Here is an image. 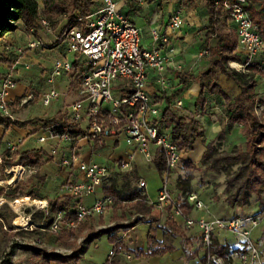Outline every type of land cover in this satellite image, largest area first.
Returning <instances> with one entry per match:
<instances>
[{
    "label": "built area",
    "instance_id": "2783aa9c",
    "mask_svg": "<svg viewBox=\"0 0 264 264\" xmlns=\"http://www.w3.org/2000/svg\"><path fill=\"white\" fill-rule=\"evenodd\" d=\"M135 1L143 3L144 0ZM100 3L101 7L88 17L73 20L64 18L66 24L60 30L53 47L64 46L67 54L74 57V61L61 59L55 62L49 82L53 83L55 78L63 74H74L80 79L83 99L62 113V122L44 127L38 138L39 143L51 145L50 154L56 158L63 145H72L74 141L69 125L85 122L86 138L93 149L105 146L107 139L111 137L122 139L130 147V152L118 161L117 169L122 173L134 171L138 156L143 157L147 163H153L156 152L152 149H161L166 158V173L158 199L151 205L157 209L170 207L172 217L180 219L188 229L198 227L207 254L213 247L215 230H224L241 239L240 251L231 256L233 263L262 264V251L254 242L253 234L264 225V208L245 217L210 221L191 219L179 208L169 189V175L182 160V153L169 140V134L159 130L157 123L161 118V111L147 92L148 71L151 69L157 71L159 84L166 86L163 73L168 63L163 53L164 47L170 42L169 37L158 29H153L152 46L148 48L143 44L141 29L119 11L117 0H100ZM246 4V0H232L227 7L231 25L238 36V52L246 59L244 65L236 63L241 69L253 65L255 59L264 53V39L246 12ZM40 25L41 31L54 34L53 27L46 19H42ZM183 26L182 12L177 11L170 18L168 29L176 31ZM40 30L32 28L26 31L33 38L27 45L28 50L44 51L51 48L40 36ZM18 53L23 54L24 49H19ZM262 71L264 76V67ZM17 85V80L12 76L1 81L0 114L11 122L15 121V103L9 99V95ZM127 87L133 89L132 95H125ZM59 98L60 93L52 90L44 97V105L49 106ZM26 104L27 100H21V107ZM177 105L181 107L182 103L178 102ZM17 146L18 144L9 145L5 151L0 148V169L7 159L6 153L14 155ZM61 165L76 168L85 177V180L67 187L68 195L76 199L93 196L94 203L92 206L80 203L76 207L77 222H67L64 215L58 213L51 227L53 233L62 229H76L78 223L85 222L88 217H103L113 206L112 198L98 194L113 174L110 168L82 161L74 149H70L68 157L61 159ZM13 169L14 167L5 171L10 174ZM25 171L24 177L28 173L26 168ZM137 187L146 191L147 182L141 179ZM188 200L196 209H204V204L196 194H190ZM114 255L112 249L109 256L112 259ZM127 258L133 260L137 255H129ZM209 260L215 264H224L215 257L209 256Z\"/></svg>",
    "mask_w": 264,
    "mask_h": 264
},
{
    "label": "crops",
    "instance_id": "0c3cea01",
    "mask_svg": "<svg viewBox=\"0 0 264 264\" xmlns=\"http://www.w3.org/2000/svg\"><path fill=\"white\" fill-rule=\"evenodd\" d=\"M95 1L96 9H99L101 7L100 0ZM117 2L119 11L129 18L134 25L141 29L144 46L148 48L152 46L151 32L153 29H158L162 34H166L169 37L170 42L164 47L163 53V55L167 57L168 63L166 71L163 73L166 86H161L159 84V75L157 71L151 69L148 71L147 92L161 111V114H163L168 107H172L183 116L191 117L194 115L200 122L201 131L204 136L197 139L193 152L182 154V160L192 162L193 165L200 170L202 169L201 161L209 143L216 142L215 146L219 152L225 151L229 153L231 148H242L243 144H246V139L242 136L241 126L229 125L226 122L225 108L223 106L224 102L216 101L215 98H211L205 106V109L198 114H195V103L202 91L200 84L202 75L207 73L211 69L212 64L218 60V57H214L211 52L212 49H215L218 46V41L214 37H208L210 18L206 8V1L144 0L143 3H139L135 0H117ZM177 11L182 12L184 26L179 30L173 31L168 29V23L172 15ZM65 24L57 30H54V34L52 35L46 34L40 30V36L47 44L51 45V48L46 51H53L62 47H53V44L56 42L60 30ZM229 28L234 29L231 24L229 25ZM16 34H19V31L8 33L0 39V55L3 56H0V59L5 61L4 64L0 63V82L2 79L1 77L6 78L7 76L14 77L18 82L17 87L11 91L9 95V99L15 103V109L13 110L15 121L9 123L8 119L0 114V122H4L0 123V148L2 151H5L8 149L9 145L18 144L17 151L14 154L16 156L32 151H44L43 165L39 170L31 167L17 166L18 168H22L24 173L20 176V179H18L16 185L24 181V178L22 177L26 174L25 168L30 173L27 175V178L35 172L40 173L43 171L41 174L43 180H38L41 182L40 186L41 188H44L45 186L48 188L51 187L53 188V192L49 190L47 194H37L38 197L43 200L37 202H45L48 206L50 200H55L68 195V193L65 192L67 187H62L63 184H68V186H70V184L73 185L85 180L84 174L76 168L71 169L61 165V159L69 156L70 149H74L75 152L80 155L82 161L103 165L110 168L114 173L117 172L118 161L130 152V147H128L122 139L111 137L107 139L105 146L93 149L91 143L86 138V132L83 127L86 123L83 122L80 124L81 126L77 125L75 128L76 136L74 137L72 145H63L64 148L60 151L58 158H53L50 154L51 145H43L38 141L43 128L46 127L39 120L52 119L59 113L62 114L72 104L82 100L83 95L80 82L77 80V76L70 74V77L72 78L67 86V92L69 94L73 84L77 82L80 92L79 96H81H76V100L73 102L66 101L57 111L50 113L43 112L40 116L27 112L28 109L33 108L32 105L36 103V97L37 94H39L38 92L43 93L42 95L44 99V97L54 89L48 91L43 84V81L45 80L44 77L48 72L43 65L44 60L42 57L46 51L40 49L28 50L27 45L33 41V38L29 37L27 32L22 36H17ZM49 37H51L52 40H48ZM17 49H24V53H16ZM60 55V59H57L56 62L61 59L74 61L72 55L73 58L69 59L70 55L67 54L64 48L61 50ZM258 63L264 65V53L260 54L255 59V64ZM52 70L53 67H51L49 71ZM240 70L241 69H236L238 72H241ZM246 72L249 71H242V73ZM179 76L190 78L193 82L184 87ZM202 80L207 83L205 79ZM211 80L219 85L233 100L239 97L242 93L241 89L233 80L228 79L218 71H215L212 74ZM48 83L53 84L54 81L53 83H50L48 79ZM34 85H37L36 88ZM254 94L256 95V103H258L257 106H255V112H257L258 115V112H260V117L264 121V79L261 76L259 77V80L257 79ZM24 99L28 101V104L21 107L20 102ZM178 102L182 103L181 107L177 105ZM222 132H225V137L222 140H218L219 135ZM242 141L244 143H242ZM20 142L21 144H19ZM219 147H221L223 151H220ZM152 150L153 152H156V148H153ZM56 160L60 163H58L59 172L56 176L57 180H52L53 176L46 170V168ZM135 166L140 179L147 182L145 193L148 202L150 204L156 202L160 188L163 184V176L157 171L153 163H146L141 156L137 157L134 168ZM15 168L16 167H14V169ZM177 180L178 179L171 180V183H174L173 186H175L176 190L178 184ZM136 184H132L131 186L136 187ZM118 185L119 188H122L123 182L120 179ZM192 193L198 196L199 200L204 204V209L198 210L193 207V210L189 215L191 219H205L210 221L215 219H231L238 216L236 215L237 207L232 208L225 198L217 196L209 201L208 199L203 198L201 194H197L191 185V194ZM98 194L104 195L103 188L100 189ZM29 199L31 200V198ZM81 203L85 206H92L94 203V197H83ZM158 211L159 210L157 209L155 215L159 214L158 218L160 220L161 228L157 231V239L159 242H163L166 237V232L163 230V227L168 218V214L166 210L165 212ZM113 215V210L110 208L107 214L103 217H113ZM26 218L32 220V215L29 217L26 216ZM175 221L178 226L184 228V223L180 219H175ZM122 223L125 222L123 221ZM108 224L109 227L107 228L113 227L115 221H111L110 219ZM152 225L156 227V224L140 223L127 233L121 231L120 235L124 242L125 252L117 255L115 254L112 259L108 255L107 261L115 264H202L205 250L200 236V229L198 227H194L187 231L186 235L190 238L189 242L184 241L180 237H168L177 250L173 254H168L161 258L140 257L128 260L127 257L129 255L133 256L134 253H137L140 250L147 251V236ZM259 230H256L255 234L257 235L261 232V238L264 240V225ZM214 239L221 246H229L232 251L241 247V241L228 231L216 229ZM196 251L198 252L197 256L194 259H189V255L194 254ZM222 262L225 264L223 260Z\"/></svg>",
    "mask_w": 264,
    "mask_h": 264
},
{
    "label": "trees",
    "instance_id": "16d2710c",
    "mask_svg": "<svg viewBox=\"0 0 264 264\" xmlns=\"http://www.w3.org/2000/svg\"><path fill=\"white\" fill-rule=\"evenodd\" d=\"M198 1V0H193ZM206 8L210 18L208 37H214L218 41V46L212 49V55L218 57V60L212 64L211 69L202 75L201 88L202 91L198 96L195 108L196 113L205 109V106L211 98L216 101L224 102L225 119L229 125L241 126L242 136L246 139V147L237 148L233 152L219 153L216 149L215 143L211 142L206 147V152L201 161L202 170L205 173L214 175H221L227 168L238 167V172L227 182L226 191H230L232 187L237 190L226 197V201L232 208H243L249 204L252 197H256L259 201L260 209L264 208V161L258 159V152L264 150V121L255 112L256 95L254 89L257 84L256 75L258 74L264 79L262 64H253L247 68L250 72L254 70L252 75L238 72L229 68V63L234 62L240 65L246 63V59L238 52V36L235 29L229 28L231 24L229 11L227 7L231 5L232 0H205ZM246 12L249 14L253 24L258 28L261 37L264 39V0H246ZM96 10L95 0H0V39L8 33H14L23 26L27 31L32 28H41V20L46 19L54 30L60 28L65 17L70 20L78 17H88L93 11ZM218 71L228 79L233 80L241 89L242 93L234 100L231 99L223 89L211 80L212 74ZM257 75V76H258ZM179 79L184 87L188 86L192 79L179 76ZM202 79H205V83ZM79 82L80 80L77 79ZM198 83V82H197ZM133 89L127 87L124 91L125 95H132ZM64 120L61 113L52 119L39 120L46 127L55 125ZM11 123L10 120H8ZM4 123V122H0ZM72 130L73 138L76 136L75 128L77 125H69ZM159 130L169 134V140L177 146L178 150L183 153H191L194 150L197 139L204 136L201 131L200 122L195 116L186 117L179 114L172 107H168L157 123ZM225 137V132L219 135L218 140ZM43 150L32 151L24 153L20 156L11 155L6 153V161L1 168L2 171L11 169L12 167L24 166L39 169L43 165ZM157 171L164 176L166 173V158L161 149H157L153 162ZM182 164L187 170H195L197 167L190 161L181 160ZM176 167L169 175L171 180L172 175L175 173ZM258 169H262L263 175H258ZM122 172H114L103 185V193L105 197L113 199V221H124L126 225L118 224L113 227L95 232V217H88L85 222L78 223L76 229H62L58 232L59 236L66 237L67 239H76V232H83L85 230L91 232L89 245L95 240L108 236L109 243L113 246L114 253L121 254L125 252L124 242L120 232L127 233L134 229L140 223L156 224L150 228L147 236V251L140 250L134 255L137 258H161L168 254H173L177 250L168 237H180L184 241L189 242L190 238L186 235L188 229L185 225L184 228L178 226L175 218L172 217L170 207L165 210L168 218L164 224L163 230L166 232V237L163 242L157 239V231L160 229V220L155 215L157 208L148 202L145 190L132 187L130 179L134 180L135 175H126L122 180V188H119L118 181ZM117 174V175H116ZM257 174L256 179H252V175ZM11 179V177H10ZM38 179L43 180L36 172L30 176V182ZM6 178H1L0 181H6ZM192 176L178 178L177 190L179 191L176 199L179 208L184 215L189 216L193 210V206L188 200L191 194ZM136 182V181H135ZM138 182V181H137ZM136 182V183H137ZM135 183V184H136ZM30 184L27 185V187ZM26 185L22 182L18 183L13 189L5 191L0 187V199H6L10 202H21L23 200L43 201L38 197L34 191L28 193L29 198L25 197ZM21 199V200H18ZM17 200V201H16ZM14 203V204H18ZM81 203L79 199L71 195H66L62 198L49 201V213L44 218V231L46 233H53L51 227L58 213H62L67 222H77L75 214L76 207ZM43 215L44 213H39ZM39 216V215H38ZM236 216L233 218H240ZM245 217V216H243ZM103 218V217H100ZM129 218L133 219L128 223ZM3 215H0V224L4 223ZM59 238V240L61 239ZM203 242V241H202ZM204 247V244H203ZM205 250V247H204ZM246 250V249H245ZM87 248H83L74 252L71 257H62L56 254H45L44 264H78ZM229 246H221L213 237V247L202 259V264H215L209 260V256L221 259L225 264H233L231 256L235 252ZM129 252V251H126ZM198 252L189 255V259H194ZM104 264H115L107 261Z\"/></svg>",
    "mask_w": 264,
    "mask_h": 264
},
{
    "label": "rangeland",
    "instance_id": "374dc122",
    "mask_svg": "<svg viewBox=\"0 0 264 264\" xmlns=\"http://www.w3.org/2000/svg\"><path fill=\"white\" fill-rule=\"evenodd\" d=\"M65 21L63 20L64 25ZM60 26V27H61ZM19 34H16L17 36H22L24 33H26V29L21 26L19 28ZM48 40H52L51 37H49ZM64 48V46H62ZM60 47L57 50L53 51H46L43 57V65L48 70L44 77L43 84L46 88V90L50 91L52 89L58 91L60 93V98L57 101H54L49 105L48 107H45L43 104V93L38 92L36 97V103L33 106V108H29L27 112H30L32 114H35L36 116H40L43 112H54L57 111L66 101L73 102L76 100V96L78 97L80 92L78 89L77 82H73V87L71 89V92L68 94L67 92V86L70 83V80L72 77H70V74H63L60 77H57L54 79L53 84L48 83V79H50L51 75L50 73L52 71H49L51 67L54 66L57 59H60V53L63 49ZM65 49V48H64ZM18 50L16 53H18ZM19 54V53H18ZM1 56V55H0ZM3 57V56H1ZM21 58V57H20ZM73 57L70 55L69 59H72ZM0 63L4 64L5 61L0 59ZM230 69H241L239 66H237L234 63H231L228 65ZM247 69H241L240 71H245ZM255 71L258 70L257 68L254 69ZM254 70H251L250 72H246L247 75H252ZM258 75V74H257ZM256 78L259 80V75ZM72 76V75H71ZM1 81L5 79L4 77H1ZM37 84V83H35ZM1 86V82H0ZM37 85H34L36 88ZM81 97V96H79ZM258 103H256L257 106ZM256 108V107H255ZM260 117L261 113L258 112ZM81 126V125H80ZM84 127V125H83ZM242 143H244L242 141ZM240 143V144H242ZM246 144L244 143L242 148L245 149ZM264 147V145H263ZM64 147L61 148L63 150ZM220 151H223L221 147H219ZM236 148H231L230 152L235 151ZM219 152V151H218ZM225 152V151H224ZM223 153V152H219ZM58 158V157H57ZM258 159L264 161V150L258 152ZM58 161H54V163L50 164L46 170L52 174L53 178L52 180H57L58 175ZM147 163V162H146ZM60 164V163H59ZM63 166V165H62ZM64 167V166H63ZM177 170H175V173L172 175L171 180L178 179L180 176L187 177L192 176L193 181L191 183L192 188L197 194H201L203 198L210 200H213L214 197H220L225 198L231 194L235 193L237 190L235 187H232L230 191H226L227 189V182L232 179V177L238 172V167H231L227 168L221 175H214L211 173H205L204 170L195 169V170H187L182 164L177 165ZM40 169V168H39ZM37 169V170H39ZM119 171V169H117ZM258 175H263L262 169H258ZM24 173V172H23ZM42 172H38L37 174L42 177ZM30 173L28 172L27 175ZM117 175V174H116ZM126 175H135L134 180L130 179L132 184H135L137 181L139 182L141 179L139 177V173L137 171V168L135 166L134 171L131 173H121L118 174V178L122 181ZM31 176V175H30ZM252 179L257 178V174L252 175ZM14 178V175L8 174L7 171L0 170V179L6 178V181H0V187L5 189V191H8L10 189H13L18 182V180L13 185L6 184L7 181ZM29 177V176H28ZM20 179V178H19ZM30 177L27 178L24 177V181L22 184L26 185L25 188V197L21 198H29L28 193L30 191H34L36 194H47L49 190L52 191L53 188L45 186L44 188H41V182L38 181V179L33 180L30 182ZM170 180V192L171 194L177 198L178 191L176 190L174 183H171ZM136 181V182H135ZM137 182V183H138ZM178 183V180H177ZM30 184V186L27 187V185ZM52 185V184H49ZM137 185V184H136ZM62 187H68V184H63ZM50 192V193H51ZM65 192H69L68 189L65 190ZM83 198V197H82ZM82 198H79L80 201ZM18 199V200H21ZM30 200V199H29ZM17 201V200H16ZM7 204H4L6 203ZM19 202V201H17ZM14 201V203H17ZM13 202L7 201L6 199H0V215H3L5 221L4 223L0 224V264H44V255L45 254H56L62 257H71L75 251L87 248V251L83 254L81 260L78 262V264H104L107 259L109 252L112 250V245L109 243L108 236H103L97 240H95L92 244L89 245L88 241L91 238V232L85 230L83 232H76L77 238L76 239H67L66 237H60L58 233H46L44 231V218L48 216L49 213V205L45 209H40L36 206H25L23 207L19 212L16 213L13 206L17 209L20 208L21 202L17 205ZM13 204V206L11 205ZM259 207V201L254 196L250 199L249 204L243 208L237 207L236 215L238 216H245V215H252L255 214ZM160 212H165V208H159ZM158 211V212H159ZM43 212V215H40L39 213ZM24 216H30L32 215V220L27 219L28 226L26 228H23L19 224L16 223L17 218L19 215ZM39 215V216H38ZM159 215V214H158ZM156 215L157 217H159ZM165 215V213H164ZM113 217H103L98 218L95 217V232H99L101 230L107 229L109 227L108 221ZM133 219L129 218L128 223L132 222ZM123 224L126 225L127 222L122 223V221H115V225ZM263 227V226H262ZM260 227L259 229H261ZM257 229V230H259ZM260 231V230H259ZM255 234V232H254ZM253 239L254 242L260 247L262 250V264H264V240L261 238V232H259L257 235L255 234ZM59 238H61L59 240ZM241 241V239H239ZM56 264V263H52ZM236 264V263H234Z\"/></svg>",
    "mask_w": 264,
    "mask_h": 264
},
{
    "label": "bare ground",
    "instance_id": "6f19581e",
    "mask_svg": "<svg viewBox=\"0 0 264 264\" xmlns=\"http://www.w3.org/2000/svg\"><path fill=\"white\" fill-rule=\"evenodd\" d=\"M23 172H24V170L22 168H18V167H16L15 169L11 170L10 174L14 175V178L9 180V181H7L6 184L13 185L20 178V176L23 174ZM4 204H7V202L4 203ZM11 205L13 206V204H11ZM25 206H36V207H38L40 209H45L47 207V203L31 201V200H27L26 199L25 201L21 202V205H20L19 209L15 208L14 206H13V208H14V210L17 213ZM16 223L19 224L20 226H22L23 228H26L28 226V221H27V219L24 216H22V213L17 218Z\"/></svg>",
    "mask_w": 264,
    "mask_h": 264
}]
</instances>
